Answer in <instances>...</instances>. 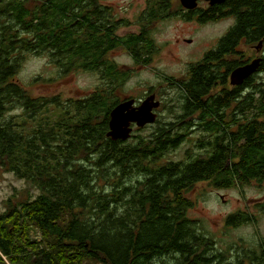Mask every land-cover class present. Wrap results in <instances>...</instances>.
<instances>
[{
  "label": "trees",
  "instance_id": "1",
  "mask_svg": "<svg viewBox=\"0 0 264 264\" xmlns=\"http://www.w3.org/2000/svg\"><path fill=\"white\" fill-rule=\"evenodd\" d=\"M148 7L146 23L169 4ZM197 11L199 21L235 22L172 83L182 91V114L156 120L147 135L113 140L110 111L123 100L130 70L109 53L125 47L148 63L154 46L147 28L119 36L123 20L98 0H0V168L39 191L0 212V264H224L214 239L188 216L194 203L187 194L201 181L216 188L264 183V77L229 89V70L221 72L239 64L227 58L229 49L264 38V0ZM27 52L46 53L63 74L98 72L101 83L78 98L33 96L14 79ZM246 59L242 53L240 64ZM195 126L205 132L201 153L163 160ZM250 221L244 210L225 217L227 226ZM257 247L242 248L235 264H264V241Z\"/></svg>",
  "mask_w": 264,
  "mask_h": 264
},
{
  "label": "rangeland",
  "instance_id": "2",
  "mask_svg": "<svg viewBox=\"0 0 264 264\" xmlns=\"http://www.w3.org/2000/svg\"><path fill=\"white\" fill-rule=\"evenodd\" d=\"M98 1L108 6L116 19L123 20L116 32L119 36L139 34L143 28H147L148 36L153 40L154 48L148 63L141 60L137 63L125 47L110 51L111 59L121 68L130 70V76L119 93L120 98L143 100L150 91L160 100L156 109L157 121L177 120L182 114L183 98L181 89L172 83L186 76L189 64L201 59L208 49L217 44L220 37L234 24V17L199 21L196 18L197 10H205L208 7L207 1L199 0L194 8L197 12L188 18L185 16L188 11L182 7L180 0H167L169 8L163 16L146 23L143 17L154 0ZM242 53L249 58L256 54V50L243 44ZM37 77L41 78L35 80ZM14 79L33 96L59 94L64 99L83 97L101 83L98 72L78 68L63 74L46 53L29 52L24 54ZM157 124L155 121L143 131H137L134 126L132 135H147ZM202 133L205 132L195 126L188 139L165 154L163 160H182L201 153L197 140ZM38 192L24 179L0 168V212H4L10 202L15 205L35 197ZM187 195L194 203L188 210V216L199 223L201 231L214 239L216 248L223 253L224 264H235L237 256L242 257L245 253L242 248L257 249V245L264 241V210L260 207L264 203V183L251 181L228 188H216L209 181H201ZM239 210L249 212L252 221L227 226L225 217Z\"/></svg>",
  "mask_w": 264,
  "mask_h": 264
},
{
  "label": "water",
  "instance_id": "3",
  "mask_svg": "<svg viewBox=\"0 0 264 264\" xmlns=\"http://www.w3.org/2000/svg\"><path fill=\"white\" fill-rule=\"evenodd\" d=\"M199 0H180L183 8L191 10L197 7ZM210 5L220 4L225 0H204ZM258 43V47L261 46ZM261 57H256L250 62L233 69L230 74L232 85L241 84L246 78L256 72ZM160 105V100L156 99L154 93L148 94L143 100L136 101L135 98H125L116 104L110 111L107 136L113 140H127L132 136L134 126L142 128L153 124L157 120L156 109Z\"/></svg>",
  "mask_w": 264,
  "mask_h": 264
},
{
  "label": "flooded vegetation",
  "instance_id": "4",
  "mask_svg": "<svg viewBox=\"0 0 264 264\" xmlns=\"http://www.w3.org/2000/svg\"><path fill=\"white\" fill-rule=\"evenodd\" d=\"M199 2V1H198ZM212 5H210L209 3H208V7L206 8V9H208L209 7H211ZM188 12H186V14H189L190 13V10H187ZM191 11H193V12H195L196 10L195 9H191ZM191 16L193 17L194 16V13H191ZM233 17V16H232ZM234 25V24H233ZM232 25V26H233ZM232 26H230L229 28H228V30L232 27ZM228 30L225 32V34L228 32ZM224 34V35H225ZM224 35H222V36H224ZM221 36V37H222ZM220 37V38H221ZM259 42H261L262 44H261V46H259L258 47V43ZM218 43V42H217ZM242 46H243V43L242 42H240L239 44H236L232 49H229L228 50V52L225 54L226 56H227V58L228 59H232V58H235V61L236 62H239V64L238 65H236V66H231L230 64H229V66H230V69H228V67L229 66H227V65H224L223 66V68H222V73L224 72H226L227 70H229L227 73H226V83L228 84V86H231V87H229V89H232V88H238V87H240L243 83H244V81L241 83V84H239V85H232L231 83H230V74H231V71L233 70V69H235L236 67H238V66H240V65H243V64H240V62H241V60H242ZM215 47V46H214ZM250 47L251 48H254L255 50H256V54L255 55H251L249 58H247L246 60V62L245 63H248V62H250L252 59H254V58H256V57H261L262 58V61H261V63H260V66L258 67V69L256 70V72L255 73H253L252 75H256V77L258 78H260V77H264V38L263 39H261V40H259L258 42H255V43H253L252 45H250ZM213 48V47H212ZM212 48H210V49H212ZM210 49H208V50H210ZM207 50V51H208ZM237 59V60H236ZM231 61V60H230ZM244 63V64H245ZM251 75V76H252ZM151 92L149 91L148 92V94H150ZM147 94V95H148ZM137 102H139V100L137 101Z\"/></svg>",
  "mask_w": 264,
  "mask_h": 264
}]
</instances>
